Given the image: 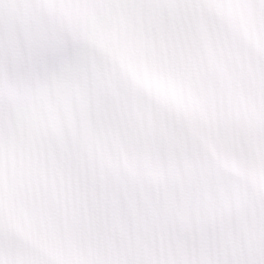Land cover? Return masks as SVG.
<instances>
[{
  "label": "snow or ice",
  "instance_id": "6c2138e0",
  "mask_svg": "<svg viewBox=\"0 0 264 264\" xmlns=\"http://www.w3.org/2000/svg\"><path fill=\"white\" fill-rule=\"evenodd\" d=\"M0 264H264V0H0Z\"/></svg>",
  "mask_w": 264,
  "mask_h": 264
}]
</instances>
